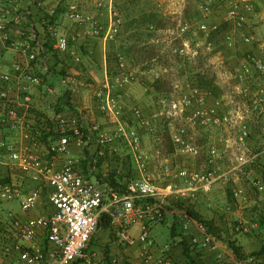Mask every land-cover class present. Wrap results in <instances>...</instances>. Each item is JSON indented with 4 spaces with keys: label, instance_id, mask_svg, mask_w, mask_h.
Wrapping results in <instances>:
<instances>
[{
    "label": "built area",
    "instance_id": "1",
    "mask_svg": "<svg viewBox=\"0 0 264 264\" xmlns=\"http://www.w3.org/2000/svg\"><path fill=\"white\" fill-rule=\"evenodd\" d=\"M239 4L247 9L250 7L248 0H235V8ZM96 6L99 10L94 13L73 8L69 12V18L84 26L86 30L84 34L99 37L106 43L120 33L124 19L116 0H98ZM204 10L208 12L209 5H205ZM16 12L7 8L0 13V36L5 35V24L9 15ZM54 14L55 10L51 9L49 15ZM231 17H235L234 14ZM15 19H19V15H16ZM244 19V15L241 14L237 25L241 26ZM44 21L53 40L54 50L70 52L76 61H80V55L73 45L77 40L76 35L61 33L55 23L48 19ZM216 28L217 26L214 29ZM189 29L187 21L177 19L175 28L177 35L181 36ZM200 29L207 31L205 24H200ZM33 40L34 44L22 45L21 51L26 55V61L17 63L14 71H4L0 65V100L5 102L8 108L0 116V148L9 154L24 174L38 183L46 184L48 203L53 208L49 215L33 216L26 220L13 211L7 213L15 236L22 241L18 255L21 264H75L81 259L90 264H119L117 258L106 260L100 258L96 252H87L104 215H108L111 220L117 243L138 247L137 261L132 264H180L174 257L170 245L158 246L150 228L165 219L163 211L166 199L186 200L201 193H209L215 183L228 179L231 172L250 161L246 149L252 133L251 114H257L264 130V81H259L253 92H250L249 86L255 78L256 71L264 69L263 61L252 57L241 69L234 70L232 75L237 81H243L244 85L230 86L228 92L220 99L215 97L213 103L208 102L213 95L206 89L190 86L188 83L184 87L175 86L170 98L164 101L162 112H159L174 125L170 137L174 153L178 155L194 157L201 155V146L190 134L191 127H218L226 131L227 137L220 139V142L226 151L231 149L236 155V162H233L234 167L231 170L225 171L220 167L223 152L221 153L219 146L212 145L207 156L209 168H191L175 163L166 166L168 177L161 182L156 172L150 169V158L153 154L147 151L137 129L132 128L130 122L125 120L119 122L114 134L103 133L99 138L102 144L112 142L117 137L124 138L140 173V177L131 178L125 190L120 191L88 177L78 159L70 158L62 166L57 165L58 156L67 153L71 144L82 148L88 142L83 118L76 111L56 116L49 133L57 135V138L51 139L50 147H47V155H50L48 159L36 149L23 147L15 140L6 139L7 128L15 132L24 131L26 136L32 137L33 145L37 148L42 136L38 129L35 130V134L31 133L26 111L21 109L22 105L30 107L31 89L45 84L46 75L50 72L47 56L41 72L36 73L32 70L31 64L41 59L39 56L44 50L46 39L33 37ZM245 40H250L248 34H245ZM227 42L232 44L231 34L227 36ZM170 43L169 57L174 54L190 60L199 53L188 39H185L182 45H176L174 39H171ZM211 45L209 42V49ZM121 66L124 67L123 61ZM133 79V74L124 73L117 78L115 84L106 74L105 80L96 92L97 99L101 101V109L106 114L120 115L122 106L115 94L116 85L124 86ZM68 82L69 78L65 77L63 83ZM13 85L20 98L10 94ZM48 90L54 92L52 86ZM239 96L244 97L245 101L242 102ZM134 115L139 127L144 129H152L158 118V112L146 114L141 108H135ZM235 149L238 151L235 152ZM238 152L240 156H237ZM157 153L160 154V150ZM255 185L263 193L262 179H258ZM42 191L41 185L26 190L0 174V204L18 201L23 211H30L38 206ZM234 196L245 197L244 188L242 186L236 188ZM180 216L182 231L187 235L193 254L211 251L216 254V260L220 264H225L226 255L221 249V240L207 224L190 217L185 210H181ZM135 224L139 225L137 233L132 232ZM4 226L6 221H0V229ZM244 229L248 228L244 226ZM6 250L9 251L10 247L6 246ZM234 264L247 262L235 259Z\"/></svg>",
    "mask_w": 264,
    "mask_h": 264
},
{
    "label": "rangeland",
    "instance_id": "2",
    "mask_svg": "<svg viewBox=\"0 0 264 264\" xmlns=\"http://www.w3.org/2000/svg\"><path fill=\"white\" fill-rule=\"evenodd\" d=\"M248 3L249 9L240 4L235 8V0H116L124 19V25L115 39L105 43L99 37L86 35L85 43L89 45L81 44L92 48L90 51L87 50L88 53L79 51L80 61H76L72 55L63 56L70 64H66L67 69L64 67L62 70H57L55 65L50 64V71H54L56 82L61 78L62 80L65 77L69 78L66 85L61 82L62 80H59L56 85H50L56 89L54 93H49L47 96V103L55 107L54 119L59 114L76 111L83 118L88 141L90 139V144H95V148L92 147V149H86L90 144L82 147L83 153L87 152L97 165L102 161H108L111 168H120L125 175L123 176L124 181L140 177L128 143L124 138L117 137L112 142L102 144L99 138L103 133L114 134L119 122L125 120L130 122L132 128L137 129L147 146V151L153 154L150 158V169L156 172L161 182L168 177L166 166L175 165V163L191 168H209L207 156L212 145L219 146L221 153L223 152L220 167L225 171L231 170L234 167L233 162L236 160V155L231 149L226 151L220 142V139L227 137L226 131L218 127H191L190 134L201 146V155L199 157L178 155L174 153L170 137L174 125L159 112H162L164 101L170 98L175 86L184 87L188 83L190 86L197 87L192 80L196 72L209 70L215 77L219 95L211 93L213 98H209L208 102L213 103L215 97L216 99L222 98L230 86L244 85L243 81H237L234 78L232 75L234 70L241 69L244 63L251 61L252 57L264 63V0H248ZM82 4L90 8L94 7L91 2ZM205 5L210 7L208 12L204 10ZM95 11L92 9L90 12ZM149 13L155 16L154 22L150 24L145 20L146 14ZM233 14L235 17H231ZM241 14L245 19L242 25L238 26L237 21ZM179 18L190 25V29L181 36L175 31ZM134 20L136 23L133 24ZM65 22L67 26H72L67 19ZM72 23L80 25L77 22L72 21ZM200 24L206 25V32L200 29ZM215 26H217L216 29H214ZM229 34L232 36V44L227 42ZM245 34L249 35V41L245 40ZM171 39H174L176 45H182L184 40L188 39L191 46L198 49L199 53L190 60L174 54L169 57ZM218 39L221 41L217 42ZM209 42L212 43L210 49L208 48ZM122 49L124 52L120 55ZM54 56L58 58L59 55L54 54ZM122 61L124 67L121 66ZM105 64L108 65L107 69H105ZM71 68L76 71L89 70L90 75L76 80L75 77L80 75L69 72ZM124 73L133 74L134 79L124 86L116 85L115 94L122 106L121 113L118 116L108 115L101 109V101L97 99L96 92L105 80L106 74L116 84L117 78ZM259 81H264V69L256 71L255 78L249 86L250 92H253ZM76 84L81 88V92L75 89ZM239 97L242 102L245 101L244 97ZM85 100L88 103L87 106L83 103ZM246 100L249 101L248 98ZM135 108H141L146 114L158 112V118L152 129L139 127L134 115ZM250 124L252 133L246 149L250 161L240 169L231 172L228 179L215 183L208 194L201 193L195 197H189L186 202L210 221L218 233L217 236L224 240L234 238L241 233V230L236 227V223L241 224V220L242 224L248 228L245 232L259 236V238L264 236L259 235L262 230L264 231L259 223L264 216L262 201L264 191L260 192L255 185L258 179H262L264 183V164L261 160L264 158V130L260 118L255 113L251 114ZM82 150L81 147L72 144L66 155L68 159H76ZM158 150L160 154L157 153ZM101 151L108 154L109 160L105 159L106 154H99ZM240 155L238 152L237 156ZM260 168L263 170L262 173L255 172ZM245 183L250 184L247 192L244 188ZM226 186L229 188L231 186L233 193L236 188L242 186L248 200L240 198L239 202L235 199V202L231 201ZM164 209L165 219L153 224L154 226L150 228L151 233L161 247L171 246L180 264H186V256L182 244L179 243L180 235L174 238L173 230V222L178 219L176 230L182 232L181 209L174 199H166ZM237 211L239 213H236ZM235 214H243L244 219L249 221H243L242 217H237ZM252 221L257 223L255 227ZM100 230L101 228L98 229L99 238H95L93 245L89 247L90 251L97 250L100 258H105L108 254L111 258H117L121 264H132L125 261V246L115 243L114 228ZM138 231L139 225L135 224L132 232L137 233ZM181 237L184 238L185 235ZM201 261L211 262L212 259L205 254L201 257Z\"/></svg>",
    "mask_w": 264,
    "mask_h": 264
},
{
    "label": "crops",
    "instance_id": "3",
    "mask_svg": "<svg viewBox=\"0 0 264 264\" xmlns=\"http://www.w3.org/2000/svg\"><path fill=\"white\" fill-rule=\"evenodd\" d=\"M97 1L98 0H0V13L5 11L7 8L13 10V12L17 11L16 13H12L9 15L8 20L5 24L6 25L5 31H4L5 35L3 34L2 36H0V65L2 66V69L4 71L12 72L14 71V68L17 63H20V62L24 63L26 61V55L21 51V47L22 45H25L26 43L34 44L33 37H36L40 40H45L49 37L50 35L49 30H48V27L45 25L44 20L46 19L45 15L46 14L49 15L51 9L55 10V14L58 12L57 18L54 22L57 26V29L61 33H68L69 35H76L77 40L73 42V45L78 55H79V51L81 50L84 51L85 53L87 52V50L90 51L92 47L87 48L85 46H82V44L85 43V40H87L86 34H84L86 31L84 26L72 23V20L69 18V12L73 8H79V9H82L88 12H90L92 9H95L96 11H98L99 9L96 6ZM90 2L91 4L93 3L92 6L94 7L90 8V6H86L82 4V3H90ZM16 15H19V19H15ZM64 18L67 19L68 22H71L72 26H67L68 24L65 22ZM81 40L83 42H81ZM84 45H89V43L86 42ZM90 45H91V42H90ZM56 54L59 55L58 58L54 56V52L50 51L48 53L47 60L49 61V64L55 65L54 67L57 70H62L64 67L67 69L66 64H70V62L65 60L63 56H70L71 53L70 52H67V53L57 52ZM44 61H45V58L44 60L39 59L36 62H33L31 64L32 70L36 73L41 72ZM105 63H107V61H105ZM107 66L108 65L105 64V69H107ZM50 72L51 73H48L46 75L45 84L34 86L31 89L32 101L30 103V107L27 108L26 106H23V105L21 107L22 110L24 109V111H26L28 122L30 125L29 130L31 131L32 134H35L36 129L40 130L42 134L43 133L48 134L49 130L54 125L53 123L55 122V119H54L55 117L54 108L55 107H53L54 105L47 103V96L49 93H54L56 89L54 88V92H49L48 88L50 87V85H54V84L56 85V83L59 80L61 81L62 78L58 79V81L56 82L54 71L51 70ZM69 72L74 73V75H76V73L80 75V76L75 77L76 80H79V79L81 80V78H86V75H90L89 70L88 71L87 70L76 71L74 68H71L69 69ZM61 82L63 83V80ZM75 89L78 90V92H81V88L77 84H76ZM10 94L14 96L15 98L21 97L18 95L17 89L14 85L12 86ZM20 100L22 102V99ZM83 103L84 105L86 104V106L88 104L86 100ZM7 110L8 108L5 102L0 100V116L3 113H5ZM25 133L26 132L24 131L15 132L11 130L10 128H7L5 137L7 140L17 141V143L21 144V146L23 147L28 146L31 149H36L43 157H45V159L50 158V155H47V145L41 139L42 137H40L39 145L37 146V148H35L33 145L32 137L26 136ZM51 139H53L52 136L48 138L49 143ZM90 142L91 141L89 139L87 144L89 145ZM71 146L72 144L70 145V147ZM92 147L95 148V144H90L87 149H92ZM91 153L92 152H90V154ZM99 154L105 155L106 153L104 154L101 151L99 152ZM67 159L68 157L66 153L60 154L57 158V165L59 167L62 166L67 161ZM76 159L79 160L80 165L84 169L86 175L93 180H97L102 185L103 184L106 185L107 183H102L100 181L99 175H101L102 177V176H107V174L113 170L120 171V168L118 167L111 168L109 166L108 161L106 162L102 161L101 164L97 165L96 163H94L95 161L93 162L91 160L87 152L83 153V150L80 152L79 157ZM105 159L109 160L108 154H106ZM261 160L264 164V158H262ZM258 171L259 173H262L263 170L261 168L259 170L258 169L255 170V172L257 173ZM0 174L4 176L7 180L13 181L14 183L18 184L19 186H21L22 188L26 190L31 189L38 185H41V187L43 188L42 195L39 200L38 206L33 210L23 211L18 201L4 202L0 204V221L2 220L6 221V226L0 229V264H21V261L19 260L18 255H19V246L22 241L15 236L14 230L11 228V224H9L10 220L7 217V213L9 211H13L23 220H26L27 218L33 217V216L49 215L53 211V208L48 203L46 184L38 183L32 180L28 175L24 174L19 169V167L12 161L9 154H7V152H5L3 148H0ZM244 185H246L244 186V188L246 189V192H247V190L250 188L249 186L250 184L245 183ZM226 187L228 188L227 191H229V187L228 186ZM230 190L233 192V189L231 188V186H230ZM205 194H208V193H205ZM234 197L232 196L231 201H234V202L235 200L236 202L240 201L239 200L240 198H236V197L234 198ZM245 198L246 200H248L246 195L245 197H242V199H245ZM262 201L264 204V200ZM236 213H239V212L237 211ZM235 215L237 217H242L243 221H246V222L249 221V220L244 219V217L242 216L243 214H235ZM261 220H263L262 228L264 229V216L261 218ZM252 223H253V226L257 224L255 221H252ZM154 225H152V227ZM110 228L111 227L104 228V229L102 228L100 231L109 230ZM176 228L175 230L173 229L174 234H175L174 238H178L177 236L180 235L179 243L182 244V248L184 252V245L181 242L182 240L181 236L185 235V237L187 238V235L183 231L177 232ZM245 231H241V233L237 234L234 238L238 239V242L241 245H243L246 252H252V251L260 249L262 246V242L260 240L261 238L253 234H249ZM259 235H264V231L262 230V234H259ZM94 238L96 239L99 238L98 231L96 232ZM219 238L221 240V245H222L221 249L225 252L228 263L233 264L236 257L234 256L231 249L228 247L227 241L224 240L222 237H219ZM115 243L117 242L115 241ZM117 244L120 245L119 243ZM6 246L10 247V250H9L10 252L6 250ZM122 246H125V245H122ZM158 246L161 247L159 244ZM90 249L87 251L88 253L96 252L98 254L97 250L90 251ZM137 251H138V247L125 246L124 247V253L126 256L125 261L135 263L137 261V255H136ZM172 253L174 257L176 258L175 253L173 251ZM205 254L206 256L210 257V259H212L211 262H207L208 264L215 262V253L211 251H201L198 253H194V257L197 263L201 262V257ZM185 256H186V264H190L186 254ZM81 260L83 261H81L80 264H90L85 259H81Z\"/></svg>",
    "mask_w": 264,
    "mask_h": 264
},
{
    "label": "trees",
    "instance_id": "4",
    "mask_svg": "<svg viewBox=\"0 0 264 264\" xmlns=\"http://www.w3.org/2000/svg\"><path fill=\"white\" fill-rule=\"evenodd\" d=\"M57 15H58V12L54 15V16H49L48 14L45 15V18L50 20V22H55L56 18H57ZM154 14L153 13H149V14H146V18L145 20L150 24L154 22ZM136 23V20H134ZM154 25V24H152ZM150 30V28H149ZM212 39V38H211ZM222 39V38H221ZM221 41L220 39H218L217 42ZM54 52V54H56L57 52L54 50L53 48V40L51 38V36L49 35V37L46 39L45 43H44V50L42 52V54L39 56V58H41L42 60H44V58L48 55L49 52ZM124 52V50H120V55ZM250 56V55H249ZM39 60V59H38ZM50 69H51V65H50ZM191 71V70H190ZM193 80V84L194 85H197V87H202L208 91H212V93L214 95H219V92H218V86L215 84V77L212 76V73L209 71V70H201V72H196L195 75H194V79L192 78ZM51 135H54V134H51V133H43L42 134V140L44 143H46L47 147H50V143L48 142V138L51 136ZM57 138V135H54L53 136V139H56ZM87 149V148H86ZM123 176H125L122 172V170L118 171V170H114V171H111L107 174V176H102L99 175L100 177V181L102 183H107L108 185L114 187L115 189L117 190H120V191H124L125 190V187L127 185V182L130 180V179H127L126 181H122L123 180ZM229 195H230V200H232V196L234 197V193L230 190L229 188V191H228ZM175 200V199H174ZM177 201V206L181 209V210H185L186 213L194 218V219H197L201 222H204L207 224V226L209 227V229L215 233L216 235H218V233L214 230V228L212 227V223L208 220H206L204 218V216L198 212L196 209H194L193 206L191 205H187L186 202L188 201V198L187 200H176ZM172 212L177 215L173 210ZM176 222H174V226H173V229L175 230L176 226H177V222L179 221L178 219H175ZM260 224L263 225V220H259ZM109 227H112V223H111V220L109 218L108 215H104L101 220H100V224H99V228H109ZM236 227L238 230H241V231H245L244 230V225L243 224H240V223H236ZM262 232V231H261ZM262 234V233H261ZM219 237V236H218ZM94 239L90 242V245L94 243ZM182 243L184 245V252L185 254L187 255L188 257V261L190 264H208L207 262H198L196 261L195 257H194V254H193V251L192 249L190 248V245L188 243V239L186 237L182 238ZM227 241V244H228V247L231 249V251L233 252L234 256L236 257L237 260L239 261H243V262H247V264H264V237L261 238V242H262V246L260 249L258 250H255V251H252V252H246V250L244 249L243 245H241L239 242H238V239L236 238H228L226 239ZM88 251V250H87ZM111 257H109L108 254L105 255V259L106 260H110ZM81 261L83 260H78L75 262V264H80ZM225 264H230L228 263V260H227V256H226V259H225ZM112 264V263H111ZM210 264H220L217 260H216V254H215V262L213 263H210ZM234 264V263H233Z\"/></svg>",
    "mask_w": 264,
    "mask_h": 264
}]
</instances>
